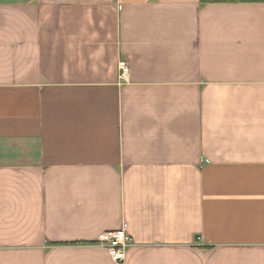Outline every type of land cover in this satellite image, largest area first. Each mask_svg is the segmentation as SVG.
Wrapping results in <instances>:
<instances>
[{"label": "crops", "instance_id": "crops-1", "mask_svg": "<svg viewBox=\"0 0 264 264\" xmlns=\"http://www.w3.org/2000/svg\"><path fill=\"white\" fill-rule=\"evenodd\" d=\"M122 224V264H264V0H0V264Z\"/></svg>", "mask_w": 264, "mask_h": 264}, {"label": "built area", "instance_id": "built-area-1", "mask_svg": "<svg viewBox=\"0 0 264 264\" xmlns=\"http://www.w3.org/2000/svg\"><path fill=\"white\" fill-rule=\"evenodd\" d=\"M130 68L125 60L117 63V84L123 86L129 81ZM96 245L101 246L107 251L110 260L116 264L125 261L126 251L132 245V238L127 233L126 224L113 231L100 234Z\"/></svg>", "mask_w": 264, "mask_h": 264}, {"label": "trees", "instance_id": "trees-1", "mask_svg": "<svg viewBox=\"0 0 264 264\" xmlns=\"http://www.w3.org/2000/svg\"><path fill=\"white\" fill-rule=\"evenodd\" d=\"M211 1H214V2H224V1H238V0H211ZM240 1H248V0H240Z\"/></svg>", "mask_w": 264, "mask_h": 264}]
</instances>
